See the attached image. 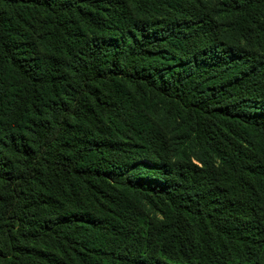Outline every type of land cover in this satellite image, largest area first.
I'll use <instances>...</instances> for the list:
<instances>
[{
	"label": "trees",
	"instance_id": "obj_1",
	"mask_svg": "<svg viewBox=\"0 0 264 264\" xmlns=\"http://www.w3.org/2000/svg\"><path fill=\"white\" fill-rule=\"evenodd\" d=\"M0 264H264V0H0Z\"/></svg>",
	"mask_w": 264,
	"mask_h": 264
}]
</instances>
